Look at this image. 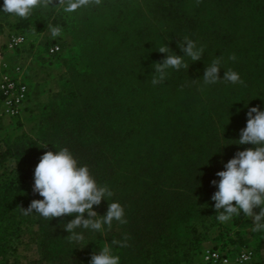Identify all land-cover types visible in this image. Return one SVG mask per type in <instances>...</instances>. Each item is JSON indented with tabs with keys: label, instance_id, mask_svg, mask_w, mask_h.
<instances>
[{
	"label": "trees",
	"instance_id": "16d2710c",
	"mask_svg": "<svg viewBox=\"0 0 264 264\" xmlns=\"http://www.w3.org/2000/svg\"><path fill=\"white\" fill-rule=\"evenodd\" d=\"M22 23L39 29L46 57L68 61L73 48L76 54L68 86L39 117L36 137L22 135L0 153V162L14 161L11 173H0V264L29 222L49 264H89L105 241L125 234L128 247L112 246L120 264H188L217 222L211 181L237 151L251 147L233 144L248 109L264 110V0H102L72 14L37 9ZM57 23L64 33L53 38L48 26ZM185 36L204 46L201 60L185 56L188 69H169L166 81L153 86L152 65L165 58L159 47L183 56L178 43ZM50 43L60 52L48 55ZM217 57L221 79L232 69L244 83L205 85L204 70ZM65 147L114 193L93 210L103 216L107 203L118 202L127 224L114 222L106 235L77 229L85 239L75 243L64 231L74 217L23 215L19 207L42 199L32 192L39 158Z\"/></svg>",
	"mask_w": 264,
	"mask_h": 264
},
{
	"label": "clouds",
	"instance_id": "9594fccd",
	"mask_svg": "<svg viewBox=\"0 0 264 264\" xmlns=\"http://www.w3.org/2000/svg\"><path fill=\"white\" fill-rule=\"evenodd\" d=\"M200 2L201 0H196L197 5ZM101 3L102 0H3L0 13L27 19L37 9H55L72 14ZM48 28L53 38L62 35L60 26L49 25ZM178 47L184 53L183 56L174 54L166 44L159 47L158 52L164 54L165 58L152 65L153 86L166 81L169 69H188L185 56L193 62L201 60L203 56L204 46L197 47L196 42L187 36L178 43ZM229 59L235 61V54H231ZM220 65L221 59L217 57L205 68L202 78L205 85L221 81L244 83L240 75L232 69L224 71L221 79ZM234 141L236 143L233 144L251 147L237 151L233 158L223 164L224 170L215 173L219 179L211 181V185L217 189L211 196L214 211L219 222H228L243 214L244 218L252 220V231H264V110L259 106L248 109L246 126L240 130L239 139ZM33 180L32 192L42 199L32 200L27 209L18 206L19 209L25 216L38 214L49 221L54 218L74 217L64 224L69 242L84 241L83 233L77 232V229L106 235L111 231L114 222L120 225L128 223L125 209L118 202L107 203V211L103 216L93 210L94 206L99 207L102 201L112 198L114 193L107 185L98 184L89 167L81 166L66 147L55 152L46 151L34 169ZM129 239L125 234L123 240L105 241L102 250L91 255L89 264H120V257L113 254L112 246L128 247Z\"/></svg>",
	"mask_w": 264,
	"mask_h": 264
},
{
	"label": "rangeland",
	"instance_id": "374dc122",
	"mask_svg": "<svg viewBox=\"0 0 264 264\" xmlns=\"http://www.w3.org/2000/svg\"><path fill=\"white\" fill-rule=\"evenodd\" d=\"M0 7H3V0H0ZM62 19L63 17L60 20ZM22 20L0 13V43L10 34L21 33L26 37L25 44L13 53L0 48V58L6 63L8 72L16 71L17 67L21 69L30 91L21 117H5L1 115L0 108V153L22 135L36 137L39 117L45 114L54 96L68 86L67 67L76 54V49L73 48L68 61L46 57L39 46V29L32 25L24 27ZM59 23L56 26H60ZM63 33L62 28V35ZM0 163H3L0 164V173L12 172L14 161L11 158L6 157ZM230 221L217 220L210 225L207 232L208 241L201 245L200 251L188 264H208L205 259L207 250H214L219 257L227 258L229 264H264V231H252L253 223L248 218L241 219L236 226ZM217 228L222 230L219 238ZM210 239H214L212 243ZM39 243L37 226L31 222L21 224L9 242L10 250L3 264H49L41 258ZM243 251H250L251 256L242 262L235 261Z\"/></svg>",
	"mask_w": 264,
	"mask_h": 264
},
{
	"label": "built area",
	"instance_id": "2783aa9c",
	"mask_svg": "<svg viewBox=\"0 0 264 264\" xmlns=\"http://www.w3.org/2000/svg\"><path fill=\"white\" fill-rule=\"evenodd\" d=\"M26 39L20 34H10L5 40L0 43V48L9 52H14L16 49L23 46ZM60 52V45L57 43H50L47 46L48 55H55ZM21 69L17 67L16 71L12 73L7 71L6 63L2 62L0 58V108L1 115L10 119H17L21 117L25 106L27 105L30 91ZM250 251L241 252L240 256L235 261L242 262L245 257H250ZM205 259L208 264H229L227 258L219 257L214 250H207Z\"/></svg>",
	"mask_w": 264,
	"mask_h": 264
}]
</instances>
